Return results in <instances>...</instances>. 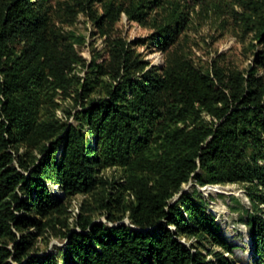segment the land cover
I'll use <instances>...</instances> for the list:
<instances>
[{
  "label": "trees",
  "instance_id": "trees-1",
  "mask_svg": "<svg viewBox=\"0 0 264 264\" xmlns=\"http://www.w3.org/2000/svg\"><path fill=\"white\" fill-rule=\"evenodd\" d=\"M96 1L100 16L92 0L82 11L103 36L125 14L149 25L147 42L161 50L190 22L188 3H206ZM242 3L263 46L246 73L179 55L152 66L119 36L88 61L83 38L56 25L51 0H0V264H59L31 252L50 230L66 241L63 264H238L203 204L189 193L173 201L193 181L245 187L253 264H264V0ZM61 101L81 108L77 126L42 121ZM108 168L117 180L102 176ZM90 194L113 224L83 207L80 232L68 229L69 199ZM125 218L134 228L119 224Z\"/></svg>",
  "mask_w": 264,
  "mask_h": 264
},
{
  "label": "rangeland",
  "instance_id": "rangeland-1",
  "mask_svg": "<svg viewBox=\"0 0 264 264\" xmlns=\"http://www.w3.org/2000/svg\"><path fill=\"white\" fill-rule=\"evenodd\" d=\"M82 1L51 0V4L56 25L63 28L65 32H72L83 38L86 46L83 55L88 61L92 60L94 51H102L106 47L109 37L116 36L135 44L136 52L152 66L157 67L165 66L173 55H179L204 70L216 66L225 72L246 73L255 66L258 55L263 51V46L259 45L254 38V32L244 24V14L248 13V10L242 3L243 0H205L206 3L203 5H193V2H189L191 20L175 43L167 50H161L147 42L154 32L149 25L129 21L125 14H122L120 22L106 36H103L89 15L82 11ZM244 2L247 3V0ZM92 8L99 16L103 13V3L92 0ZM77 72H80V76H85V72L80 67L77 68ZM95 95L92 94L91 99H94ZM80 110L81 108L76 109L70 101H61L52 113L43 117L42 121L54 123L60 128L70 124L77 126L74 115ZM25 149L26 146H21L19 155H23ZM29 149L40 158L34 147ZM102 176L109 181L119 178L117 171L111 168L103 171ZM48 187L53 194H60L59 187L53 182L48 183ZM195 191L198 193L196 194ZM183 193L193 195L196 202L203 204L205 209L213 215L223 236L235 247L232 254L227 256L238 264H253L251 228L248 224L252 205L245 187L239 184L200 187L193 181L184 185L181 194L173 201L178 200ZM96 201L91 194L72 196L68 201L66 216L68 229L80 232L77 222L83 207L88 211L86 215L96 222L113 224L107 221L106 213L98 208ZM119 224H127L134 228L127 218ZM59 227L61 226H57ZM61 231L65 229L61 228ZM182 242L187 245L192 243L186 239ZM65 245L66 241L50 230L36 237L31 252L39 256L53 254L58 263L63 264L61 253ZM9 248L12 249V245ZM216 251L220 250L216 249Z\"/></svg>",
  "mask_w": 264,
  "mask_h": 264
}]
</instances>
